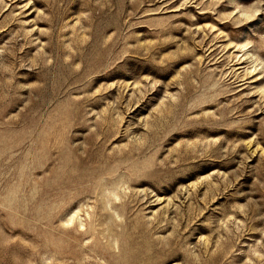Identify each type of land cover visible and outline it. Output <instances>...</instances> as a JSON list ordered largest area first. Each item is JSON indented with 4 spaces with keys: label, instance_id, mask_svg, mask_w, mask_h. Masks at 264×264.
I'll use <instances>...</instances> for the list:
<instances>
[{
    "label": "rangeland",
    "instance_id": "1",
    "mask_svg": "<svg viewBox=\"0 0 264 264\" xmlns=\"http://www.w3.org/2000/svg\"><path fill=\"white\" fill-rule=\"evenodd\" d=\"M0 264H264V0H0Z\"/></svg>",
    "mask_w": 264,
    "mask_h": 264
}]
</instances>
